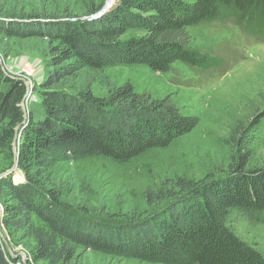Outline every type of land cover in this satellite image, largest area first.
I'll return each instance as SVG.
<instances>
[{"label":"trees","instance_id":"trees-1","mask_svg":"<svg viewBox=\"0 0 264 264\" xmlns=\"http://www.w3.org/2000/svg\"><path fill=\"white\" fill-rule=\"evenodd\" d=\"M90 2L73 20L52 2L0 0V51L10 57L18 41H36L48 68L34 89L41 101L31 104L20 128L22 172L0 178L3 228L28 244L33 264H79L87 250L152 264H264V253L235 229L237 219L264 224V166H249L252 130L264 110L250 126L233 130L236 150L225 176L171 178L146 192L151 212L140 218L92 215L60 166L99 158L127 163L194 131L200 118L183 114L172 95L118 84L106 69L144 65L168 72L178 61L203 66L209 59L189 45L187 28L230 17L264 31V0H115L102 14L103 4ZM26 93L25 82L0 66V151L9 162ZM20 258L0 238V264Z\"/></svg>","mask_w":264,"mask_h":264},{"label":"rangeland","instance_id":"rangeland-1","mask_svg":"<svg viewBox=\"0 0 264 264\" xmlns=\"http://www.w3.org/2000/svg\"><path fill=\"white\" fill-rule=\"evenodd\" d=\"M43 2L56 4L61 14L73 20L81 18L91 3L90 0H26L29 6ZM95 2L103 4L100 12L112 5L109 0ZM186 35L189 45L209 59L207 64L192 66L178 61L168 72L154 71L144 65L106 69L104 75L118 84L131 81L137 91L154 97L172 95L180 111L198 116L200 123L169 147L152 149L127 163L108 158L61 161L62 176L75 186L78 196L88 202L92 215L114 220H123L126 215L140 218L151 212L146 192L158 190L171 178L200 180L208 175L225 176L231 154L236 150L232 144L233 130L240 123L250 126L264 110V31L249 29L225 17L188 27ZM36 43L18 41L10 57L0 51L4 70L29 82L28 112L33 102L41 101L34 89L48 71ZM252 133L254 143L249 166H264V119ZM239 136H242L240 132ZM14 159L15 156L13 162H9L8 156L0 151V173L12 167ZM16 172L12 173L15 178ZM0 206L3 207L1 199ZM235 229L264 253V224L251 226L237 219ZM2 230L15 253L27 255L25 261L21 257L13 264H33L28 244L18 243L4 228ZM81 252L79 264H152L91 250Z\"/></svg>","mask_w":264,"mask_h":264},{"label":"water","instance_id":"water-1","mask_svg":"<svg viewBox=\"0 0 264 264\" xmlns=\"http://www.w3.org/2000/svg\"><path fill=\"white\" fill-rule=\"evenodd\" d=\"M115 0H109V4L111 5ZM103 12H100L99 14H102ZM3 70L5 69L4 66H3V63L1 64ZM5 71V70H4ZM6 72V71H5ZM26 86H27V93L21 103L22 105V108H23V111H24V120L23 122H21L20 124L17 125L16 127V134H15V137H14V141H13V151H14V156H15V159H14V164L12 167H10L8 170L0 173V178H2L3 176L9 174V173H15L18 169V155H19V152H18V147H19V141H20V128L22 127L23 124H25L28 119H29V112L27 110V107H26V104L28 102V100L30 99V96H31V91H30V85H29V82L25 79V78H21ZM20 181L22 180H25L24 178V174L22 173V178L19 179ZM4 216V208L2 206H0V238L2 240V243L4 245V247L8 250V252L10 253L11 256H13L14 258H19V257H22L24 259V261L26 260V257L27 255L24 253V252H21V253H15L14 249L12 248L11 244L9 243L8 239L5 237L4 233H3V225H2V218Z\"/></svg>","mask_w":264,"mask_h":264},{"label":"built area","instance_id":"built-area-1","mask_svg":"<svg viewBox=\"0 0 264 264\" xmlns=\"http://www.w3.org/2000/svg\"><path fill=\"white\" fill-rule=\"evenodd\" d=\"M2 59H3V58L0 56V66H1V64L3 63ZM24 71L27 72L28 69H27V68H24Z\"/></svg>","mask_w":264,"mask_h":264},{"label":"bare ground","instance_id":"bare-ground-1","mask_svg":"<svg viewBox=\"0 0 264 264\" xmlns=\"http://www.w3.org/2000/svg\"><path fill=\"white\" fill-rule=\"evenodd\" d=\"M19 175L21 174V173H18Z\"/></svg>","mask_w":264,"mask_h":264}]
</instances>
